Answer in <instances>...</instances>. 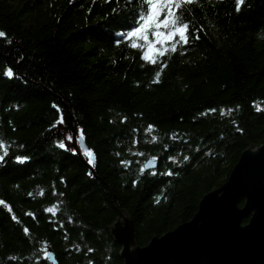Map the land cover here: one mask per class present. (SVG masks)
<instances>
[{"label": "trees", "instance_id": "obj_1", "mask_svg": "<svg viewBox=\"0 0 264 264\" xmlns=\"http://www.w3.org/2000/svg\"><path fill=\"white\" fill-rule=\"evenodd\" d=\"M116 7L117 0H0V30L7 33L0 38V135L14 142L0 166V199L13 210L0 205V264H54L45 250L56 264H124L109 232L120 210L130 213L145 246L189 221L241 153L264 143V112L255 109L264 108V0H244L239 12L235 0L187 5L200 39L180 49L184 55L164 58L159 83H152L158 65L127 42L115 44L114 31L130 22L114 16ZM7 66L20 78L4 77ZM53 103L65 118L56 128ZM221 108L234 111L222 117ZM79 129L95 152L93 170L78 152L57 147ZM17 155L30 159L17 163ZM184 155L190 160L168 159ZM153 156L158 165L140 176ZM169 169L179 175L160 174ZM56 203V216L45 211Z\"/></svg>", "mask_w": 264, "mask_h": 264}, {"label": "water", "instance_id": "obj_2", "mask_svg": "<svg viewBox=\"0 0 264 264\" xmlns=\"http://www.w3.org/2000/svg\"><path fill=\"white\" fill-rule=\"evenodd\" d=\"M75 136L73 146L92 169ZM109 232L124 264H264V143L241 153L227 180L203 195L189 221L141 246L132 216L120 210ZM50 261L57 263L53 253Z\"/></svg>", "mask_w": 264, "mask_h": 264}, {"label": "snow or ice", "instance_id": "obj_3", "mask_svg": "<svg viewBox=\"0 0 264 264\" xmlns=\"http://www.w3.org/2000/svg\"><path fill=\"white\" fill-rule=\"evenodd\" d=\"M110 2V0H106ZM196 0H124V5L120 6V0H117V7L114 8V16L125 15L130 18V22L127 25V30L114 31L113 36L115 39V44L119 46L122 42H127L128 46L134 50H140L142 55L140 59L145 61L147 64L158 65V70L155 72L152 83H159L161 80L162 73L168 67L165 57L170 58L172 54L178 52V50L183 49L185 46H189L195 40H199L200 36L196 35L195 32H200L202 29H195L193 31V26L191 22L186 19V14L190 15L186 6L191 5ZM236 2V11L239 12L241 6L244 4V0H235ZM194 37V39H193ZM0 38H7V33L3 30H0ZM7 43L11 44V40L8 39ZM180 55H184L185 52L180 50ZM23 59V57H21ZM19 61H17L18 63ZM143 66V65H142ZM3 76L9 80L13 78L19 79V74L14 72L13 67L7 66L3 72ZM52 107L60 113L59 119L52 125V128H56L58 125H63L65 123V118L63 112L60 109L59 105L56 103L52 104ZM239 106H237L238 108ZM257 112H264V108H261L259 105H255ZM217 109H209L208 112L215 113ZM232 108L225 110L221 108L219 110L220 115L223 117L225 115H231L233 113ZM207 113H204L206 115ZM127 117L122 119V123L126 122ZM235 123V120L232 121ZM155 130L154 125H148L147 131L149 133ZM238 131H241L237 127ZM135 131V130H134ZM173 139L176 138L174 133L172 136ZM157 136L153 135L151 137L152 142L157 140ZM74 140V135L68 133L64 135V138L57 141V147L69 151L73 155L77 153L76 147H70ZM85 136L83 129L78 130V135L75 136V142L79 146V149L82 150L83 155L87 157V161L90 165L95 166V152L91 148H87L84 143ZM67 142V143H66ZM136 143V141H134ZM14 142L6 141L2 135H0V166L6 163V157L9 156L10 149L13 147ZM20 147H23L22 145ZM200 149L197 148L196 151ZM135 156H143V152H133L131 153ZM211 154V153H208ZM117 156L120 153H116ZM30 159L28 156L17 155L14 157L15 162L25 163ZM157 157L153 156L148 160L142 167L139 169L140 176H143L147 169H154L156 166ZM168 159L172 161L173 164L183 163L190 160V156L184 155L183 161H179L174 156H169ZM132 161L122 160L121 164L125 166H130ZM151 176H156V171H151L149 173ZM161 175L173 176L179 175V173H174L171 169L167 170ZM89 176L92 175L91 172L88 173ZM138 180H133V187L138 184ZM53 196H56L57 193L53 190ZM31 195V193H29ZM41 195H43V190H41ZM59 195H63L60 193ZM62 203V202H60ZM60 203L53 204L51 207H47L45 211L51 213L53 216H56L58 212L61 211ZM156 203H160V197L156 198ZM0 205H3L9 213H12V207L7 205L6 202L0 199ZM28 216H32L35 219V214L32 212L26 213ZM12 219L19 222L18 218L13 214ZM70 222V220H69ZM25 235L29 234V229L24 228ZM67 239V236L65 237ZM79 246H77V249ZM89 251L93 249L89 248ZM43 257L45 260L52 258V253L48 251L43 252ZM14 259V258H13Z\"/></svg>", "mask_w": 264, "mask_h": 264}]
</instances>
